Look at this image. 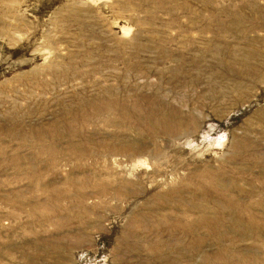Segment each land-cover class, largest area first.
<instances>
[{
	"label": "rangeland",
	"instance_id": "374dc122",
	"mask_svg": "<svg viewBox=\"0 0 264 264\" xmlns=\"http://www.w3.org/2000/svg\"><path fill=\"white\" fill-rule=\"evenodd\" d=\"M0 264H264V0H0Z\"/></svg>",
	"mask_w": 264,
	"mask_h": 264
},
{
	"label": "bare ground",
	"instance_id": "6f19581e",
	"mask_svg": "<svg viewBox=\"0 0 264 264\" xmlns=\"http://www.w3.org/2000/svg\"><path fill=\"white\" fill-rule=\"evenodd\" d=\"M106 102L108 103L109 101L107 100ZM81 107H82L83 110H85V108H87V105L86 104L85 105H81ZM91 108L93 109V111L95 113H100V112L103 111L101 108L100 109H96V107L94 108V106H91ZM67 109H68V111H65L66 113H64L61 116V118L59 120H57L55 122V124H53L52 129H47L46 128L47 126L50 127V124H47L45 126L38 127L37 130H35L33 128L32 136H26V135L23 136V137H26V138H31V137L34 138L35 137V139L38 141V143L39 144H43V145L51 144V143H53V144L54 143L63 144V143H65V141H69L70 142L69 149H62V151H59V152H57V150L54 151V150L51 149L53 145H47L48 146V151L45 152L46 153V158L45 159L51 157V155L52 156L55 155V156H59V157L68 155L71 158H73V157H77L78 158V157L86 156V155H88L90 153L88 147H89V145H93L94 135L93 134L92 135L89 134V136H87V129H86L87 125H85L86 121H88V123H90V122L92 123V121L89 120V116H91L90 111L86 112V118H84V121H83L84 124H82V126L80 127L79 125H80V122L83 120V117H81V119H78V117H76L75 113H72L73 111L71 110V108L68 107ZM111 109H113L111 106H107V108H105L104 113L108 114L109 111H111ZM74 111H75V109H74ZM105 120H106V123H109V124L111 123L110 119H105ZM149 121L150 122L147 125L148 128H149V133L152 136V138L155 139L162 132L161 127H160L161 125H160V123L158 121L154 120L153 118H150ZM17 125H18V123L13 125V126L16 127ZM167 126H168V128H170L171 124L169 123V125H167ZM168 132L170 134L171 133H175L174 130H168ZM12 134L14 135L13 137H15V135L17 136V132H13L12 131ZM143 135H144V133H143L142 130H140V133L137 134L138 137L145 138V136H143ZM83 138H85V139H83ZM84 140L86 141L85 143H83ZM25 141L27 142L28 140H25ZM56 148H57V146H56ZM123 149L127 150V151L129 150L131 152V154L133 155V157H135V156H143L144 153H145L144 149L135 148L133 144L131 146H129V147L126 146ZM29 155H30V157H28L27 159L30 161V163L35 162L36 159L38 158V156H35V155L33 156L32 153L31 154L29 153ZM46 161H47V163H46L45 167L46 168H48V167L51 168L50 162L48 160H46ZM31 166H32V169L35 168L33 163L31 164ZM74 169L77 170L78 167H75ZM131 169H132V166L129 167L127 165L126 170L125 169L124 170L125 171H130ZM92 181L97 182V183H103L102 175L92 174L91 177H86L85 179H76L74 177V178H72V182L71 183L76 185V186H80L81 185V187H82V186H84V185H86L88 183H91ZM115 183H116L117 186L122 184L121 182H115ZM115 183H112V182L103 183L102 186L109 187V186H112V184H115ZM220 187H223V188L225 187L226 188L227 185L223 184V186H220ZM63 193H64V198L63 199H68L69 197H71V199H72L76 195L82 197L83 199H87L89 197V195H90V193L87 194L84 191H79L78 192L77 189H69V190H66ZM100 193L103 195L104 192H100ZM100 193H97V194H100ZM50 197L51 196H49L48 198L50 199ZM226 204H228V206H230V207H233L234 205H236V204H234V203H232V202H230L228 200H227ZM197 209L199 210V212H201L203 214V216L201 218H199V219H196L194 221V223H199L201 225L202 222H206V221L210 222L208 220L207 216H210L212 214L213 215L217 214V217H220L218 213L211 212L210 208H208L206 206L198 207ZM75 212L76 211L72 210V211H70V214L65 213L63 218L69 220V222H68L69 224H67V226H70L73 223V221H75V220L80 218V213H78V212L75 213ZM48 217H49V215H48ZM202 219H205L206 221H202ZM193 224H191L190 226L192 228L197 229L198 225L193 226ZM74 243L75 242H72L71 246H73ZM61 245L62 244L55 245L56 249H60Z\"/></svg>",
	"mask_w": 264,
	"mask_h": 264
}]
</instances>
